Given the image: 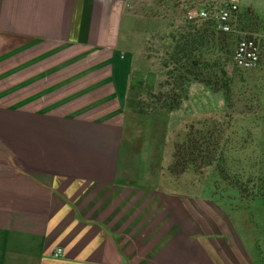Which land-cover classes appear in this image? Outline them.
I'll return each instance as SVG.
<instances>
[{
  "label": "crops",
  "instance_id": "crops-1",
  "mask_svg": "<svg viewBox=\"0 0 264 264\" xmlns=\"http://www.w3.org/2000/svg\"><path fill=\"white\" fill-rule=\"evenodd\" d=\"M240 7L264 21V0ZM125 14L126 0H0V264H260L239 209L137 178L115 126L84 116L93 51L123 49Z\"/></svg>",
  "mask_w": 264,
  "mask_h": 264
},
{
  "label": "rangeland",
  "instance_id": "rangeland-1",
  "mask_svg": "<svg viewBox=\"0 0 264 264\" xmlns=\"http://www.w3.org/2000/svg\"><path fill=\"white\" fill-rule=\"evenodd\" d=\"M217 1L126 0L120 37L123 49L93 51V104L84 116L115 126L113 138L120 141V154L136 176L152 174L149 181L155 186L204 191L206 198L239 209L238 222H245L256 236L260 264H264V205L260 199H251L252 191L243 197L219 178L214 166L199 173L189 170V175L180 178L168 171L174 141L190 124L212 119L226 129L232 169L255 181V185L249 183L250 188L264 183L260 179L264 180V26L255 32L261 42V61L253 68H237L240 83L235 107L228 109L222 92L215 93L199 82L191 83L181 107L171 112L155 109L149 96L158 93L167 78L164 60L174 44L173 35L203 22L197 10L225 5ZM233 61L228 64L230 72L236 68ZM81 70L84 67L78 66V74ZM99 79L101 87H97Z\"/></svg>",
  "mask_w": 264,
  "mask_h": 264
},
{
  "label": "trees",
  "instance_id": "trees-1",
  "mask_svg": "<svg viewBox=\"0 0 264 264\" xmlns=\"http://www.w3.org/2000/svg\"><path fill=\"white\" fill-rule=\"evenodd\" d=\"M241 25L243 29L255 33L260 26H264V21L253 8L248 7L241 12ZM173 41L168 50L169 57L164 60L167 78L161 83L158 93L149 94L154 108L168 112L179 109L188 96L192 82L202 83L215 93L222 92L227 108L235 107L236 90L240 83L237 68L240 67L234 63L236 68L230 72L228 64L233 59L238 36L219 30L214 19H206L173 35ZM225 131L222 124L212 119L190 124L184 135L174 141L168 170L178 176L189 170L199 173L214 166L219 178L240 195L246 197L252 191L251 199H260L264 205V183L259 182V187L250 188L249 183L255 185V181L232 169V147L224 138Z\"/></svg>",
  "mask_w": 264,
  "mask_h": 264
},
{
  "label": "built area",
  "instance_id": "built-area-1",
  "mask_svg": "<svg viewBox=\"0 0 264 264\" xmlns=\"http://www.w3.org/2000/svg\"><path fill=\"white\" fill-rule=\"evenodd\" d=\"M198 18L202 20L214 19L217 28L223 32H229L238 36V42L234 51L233 59L240 68H253L261 60L262 47L260 38L241 25L240 0H227L226 4L219 8L197 10ZM59 248L55 255L62 254Z\"/></svg>",
  "mask_w": 264,
  "mask_h": 264
}]
</instances>
